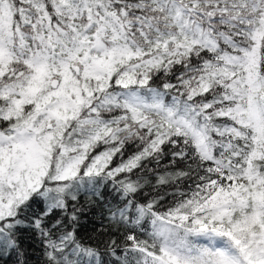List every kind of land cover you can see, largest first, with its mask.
Here are the masks:
<instances>
[{
    "label": "snow or ice",
    "instance_id": "1",
    "mask_svg": "<svg viewBox=\"0 0 264 264\" xmlns=\"http://www.w3.org/2000/svg\"><path fill=\"white\" fill-rule=\"evenodd\" d=\"M0 264H264V0H0Z\"/></svg>",
    "mask_w": 264,
    "mask_h": 264
},
{
    "label": "trees",
    "instance_id": "2",
    "mask_svg": "<svg viewBox=\"0 0 264 264\" xmlns=\"http://www.w3.org/2000/svg\"><path fill=\"white\" fill-rule=\"evenodd\" d=\"M130 151H131V149H130ZM91 215H92V213H89L88 216H86L84 218L86 222L84 223V226L81 229V232L84 235H89L92 232V222L90 220Z\"/></svg>",
    "mask_w": 264,
    "mask_h": 264
}]
</instances>
